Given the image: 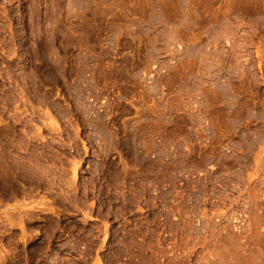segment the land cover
<instances>
[{
    "label": "rangeland",
    "instance_id": "obj_1",
    "mask_svg": "<svg viewBox=\"0 0 264 264\" xmlns=\"http://www.w3.org/2000/svg\"><path fill=\"white\" fill-rule=\"evenodd\" d=\"M263 1L0 0V264H264Z\"/></svg>",
    "mask_w": 264,
    "mask_h": 264
},
{
    "label": "bare ground",
    "instance_id": "obj_2",
    "mask_svg": "<svg viewBox=\"0 0 264 264\" xmlns=\"http://www.w3.org/2000/svg\"><path fill=\"white\" fill-rule=\"evenodd\" d=\"M262 1H263V0H262ZM233 2H234V1H233ZM263 3H264V1H263ZM263 3H262V4H263ZM196 4H197V3H196ZM196 4H195V5H196ZM210 4H211V3H210ZM192 5H193V4H192ZM208 5H209V4H208ZM254 5H255V4H254ZM199 6H200V5H199ZM222 7H223V6H222ZM251 7H252V6H251ZM214 8H215V7H214ZM216 8H217V7H216ZM194 9H195V8H194ZM207 9H208V8H207ZM247 9H248V8H247ZM260 9H261V8H260ZM262 9H263V8H262ZM205 10H206V9H205ZM210 10H211V9H210ZM217 10H218V9H217ZM251 10H252V9H251ZM203 11H204V10H203ZM262 11H263V10H262ZM208 12H209V11H208ZM210 13H211V12H210ZM216 13H217V12H216ZM213 14H214V13H213ZM249 14H251V13H249ZM202 15H203V14H202ZM247 15H248V14H247ZM251 15H252V14H251ZM251 15H249V16H251ZM219 16H220V15H219ZM210 17H211V15H210ZM212 17H214V16L212 15ZM207 18H208V17H207ZM216 18H217V17H216ZM213 19H214V18H213ZM255 19H256V18H255ZM262 19H263V18H262ZM207 20H208V19H207ZM256 20H257V19H256ZM211 21H212V20H211ZM196 26H197V25H196ZM262 57H263V56H262ZM262 57H261V58H262ZM263 60H264V59H263ZM261 64H262V63H261ZM262 65H263V64H262ZM239 112H240V111H239ZM239 112H238V113H239ZM234 113H235V112H234ZM257 154H258V152H257ZM236 157H237V156H236ZM256 157H257V156H256ZM257 158H258V157H257ZM263 160H264V159H263ZM258 161H259V160H258ZM188 162H189V161H188ZM226 162H227V161H226ZM230 162H231V161H230ZM186 163H187V162H186ZM227 164H228V163H227ZM227 164H226V166H228ZM230 164H232V162H231ZM230 164H229V165H230ZM263 164H264V163H263ZM222 165H223V164H222ZM185 166H186V164H185ZM263 166H264V165H263ZM189 168H190V167H189ZM259 168H260V167H259ZM261 168H264V167H261ZM197 172H198V171H197ZM199 172H200V171H199ZM199 172H198V173H199ZM199 174H201V173H199ZM221 175H223V174H221ZM225 176H226V175H225ZM218 177H219V176H218ZM212 178H213V177H212ZM212 178H211V179H212ZM219 178H220V177H219ZM213 179H214V178H213ZM215 179H216V176H215ZM215 179H214V180H215ZM221 179H222V178H221ZM212 181H213V180H212ZM222 181H223V180H222ZM222 181H221V182H222ZM203 182H204V181H203ZM217 182L219 183V181H217ZM224 182H227V181H224ZM210 183H211V182H210ZM213 183H214V182H213ZM215 184H216V183H215ZM220 184H222V183H220ZM226 184H227V183H225V184L223 183L224 186H225ZM228 184H230V183H228ZM233 186H234V185H233ZM214 187H215V186H214ZM218 187H220V186H218ZM226 187H227V186H226ZM229 187L231 188L232 186H229ZM203 188H204V187H203ZM203 188L201 187V189H203ZM220 188H221V187H220ZM201 189H200V190H201ZM216 189H218V188H216ZM234 189H235V188H234ZM207 190H208V189H207ZM221 190H223V189H221ZM224 190L226 191V188H224ZM239 190H240V189H239ZM214 191H215V190H214ZM228 191H229V189H228ZM228 191H227V192H228ZM237 192H238V191H237ZM246 192H247V191H246ZM202 193H204V195H206L205 192H203V190H202ZM214 193H215V192H214ZM216 193H218V192H216ZM225 193H226V192H225ZM208 194H209V193H208ZM207 196H208V195H207ZM245 197H246V196H245ZM248 197H249V196H248ZM245 207H246V206H245ZM243 212H244V211H243ZM261 220H262V219H261ZM263 221H264V220H263ZM253 229H254V228H253ZM255 230H256V229H255ZM252 232H253V231H252ZM255 232H256V231H255ZM250 233H251V232H249V234H250ZM249 234H248V235H249ZM253 234H254V233H253ZM253 234H252V235H253ZM250 235H251V234H250ZM243 236H244V235H243ZM261 236H262V235H261ZM245 237H246V235H245ZM247 237H250V236H247ZM251 238H253V237H251ZM240 239H241V238H240ZM253 239H254V238H253ZM253 239H252V240H253ZM246 240H247V239H246ZM262 242H263V241H262ZM248 243H249V242H248ZM238 244H239V243H238ZM241 246H242V245H241ZM244 246H245V245H244ZM245 248H246V246H245ZM250 248H251V247H250ZM240 249H241V248H240ZM256 249H257V248H256ZM237 253H238V252H237ZM258 254H259V253H258ZM235 257H236V256H235ZM241 257H243V255H242ZM240 261H241V260H240ZM251 261H252V260H251ZM235 263H236V262H235Z\"/></svg>",
    "mask_w": 264,
    "mask_h": 264
}]
</instances>
